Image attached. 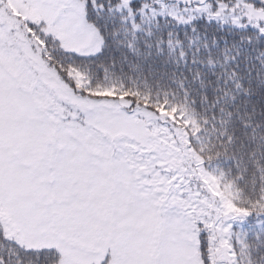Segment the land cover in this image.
<instances>
[{
  "label": "snow or ice",
  "instance_id": "6c2138e0",
  "mask_svg": "<svg viewBox=\"0 0 264 264\" xmlns=\"http://www.w3.org/2000/svg\"><path fill=\"white\" fill-rule=\"evenodd\" d=\"M0 264H264V0H0Z\"/></svg>",
  "mask_w": 264,
  "mask_h": 264
}]
</instances>
